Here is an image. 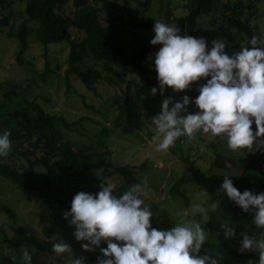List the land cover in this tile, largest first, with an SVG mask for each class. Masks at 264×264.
<instances>
[{"label": "rangeland", "instance_id": "obj_1", "mask_svg": "<svg viewBox=\"0 0 264 264\" xmlns=\"http://www.w3.org/2000/svg\"><path fill=\"white\" fill-rule=\"evenodd\" d=\"M2 1H11L14 13L12 24L17 27L24 21L26 0ZM172 1L175 3L181 0ZM165 2L166 0H153L149 11L137 16L138 21L153 25L157 20L162 21ZM224 3H228L229 11L228 13L222 11V17L225 15L228 19H223L221 15H203L198 19L197 31L199 38L203 37L208 41L209 49L213 40H224L225 51L231 55L238 51L241 45H246L255 31L257 35L264 34V0L255 2L228 0ZM117 7L120 5L117 4ZM181 13L179 10L175 12L177 16ZM152 29L137 28L131 31V41L136 44L128 46L127 50L132 52L134 47L138 48L137 45L149 49L144 64L153 73V79H156L149 58L154 57L160 46L150 44V40L154 37ZM7 31L0 33V104L6 103L10 109L16 110L28 108L33 113L36 107L43 114L63 118L69 124L78 122L75 127L62 131L63 141L69 142L74 152L85 148V155H91L94 162L103 158L116 167L133 168L138 183L147 177L146 203L163 201L160 196L168 193L178 180L183 179L184 185L180 191L182 197L174 196L170 197V200H165L164 206L160 208L152 223L161 225V230H168L177 223L195 219L186 213L192 204L204 203L209 209L210 217L204 225L205 230L210 234L205 244L207 246L201 249L204 254L212 255L219 264H258L259 257L255 253H240L241 234H237L231 240L224 238L221 225L230 223L217 212V209L211 207L220 199L213 201L210 194L211 191L221 188L224 176L228 175L209 167L211 144H215L220 153L236 159L238 166L232 173L237 175L243 172L245 169L243 167L247 165V160L253 152L244 153L243 150L232 152L227 149L226 143L218 138L208 139L200 135L191 141L182 137L167 152H156L151 144L154 133L150 131V119L155 114H159L163 100L158 101L149 94L140 95L134 78L133 80L127 78L128 82H118L116 85L100 83L95 86V90L89 91L76 76H73L70 80V88H67L64 72L67 68L69 47L66 42L44 48L35 36L30 35L28 49L21 62H18L16 60L18 44L14 38L8 37ZM86 68H94L105 74L102 64H97L89 58L80 66L81 70ZM167 92L173 103L175 98L181 100L184 95L189 96L190 100L198 95V92L192 93L191 90L173 93L168 89ZM6 93H10L11 100H6L4 97ZM125 102L129 103L136 118L128 116ZM188 111L195 112L197 109H193L190 104ZM104 128L110 131L106 146L90 150V147L96 144L95 135ZM252 128L255 131V124ZM141 165H146V168L138 170ZM98 175L104 181L113 180L118 187L125 182L110 168L100 169ZM249 178L260 188L258 184L260 178L257 174L250 170ZM58 186V181H53L54 190L41 195L35 192H23L0 177V227L7 230L9 238L13 230L24 228L36 238L38 243L50 245L52 248V243L43 235L42 229L43 227L57 229V218L62 215L69 203V199L57 193ZM67 186L75 195L84 192L83 187L73 183ZM211 211H214L215 217L211 216ZM199 219L200 217H197V220ZM73 232L74 229L61 230L59 237L71 245L75 257H83L85 264H96L100 256L99 249L91 253L83 252L81 244L85 242L75 241ZM3 241L4 236L0 231V243L5 245ZM106 246V243L101 244V247ZM30 247L32 264H69L68 259L54 258L51 250L36 253L35 248ZM16 250H12L13 256L19 255L24 264L20 246H16ZM233 251L240 256H235ZM0 264H11L6 260L5 252L1 249Z\"/></svg>", "mask_w": 264, "mask_h": 264}, {"label": "clouds", "instance_id": "obj_2", "mask_svg": "<svg viewBox=\"0 0 264 264\" xmlns=\"http://www.w3.org/2000/svg\"><path fill=\"white\" fill-rule=\"evenodd\" d=\"M152 31L150 44L160 46L149 58L159 86L151 89L152 96L158 91L163 95L168 89L181 93L206 80L197 87L195 99L184 95L175 103L171 97L163 100L159 114L150 119L155 151L167 152L180 138L191 141L200 135L218 138L232 152L264 154V34L251 36L246 45L229 55L224 40H213L209 49L205 38L181 35L175 24L157 20ZM190 104L197 111L189 112ZM10 137V131L0 132V158L11 151ZM230 176H224L217 195L222 193L243 212L253 213L252 224L259 233H241L239 251L255 253L258 264H264V192L241 193ZM117 188V183L107 179L95 194L79 192L70 210L63 214L68 226L74 228L75 241L85 242L81 244L83 252L99 249L96 264H219L210 254L198 255L210 237L204 228L210 220L204 203L192 204L186 213L195 219L161 230L151 224L154 213L145 199L147 177L122 194H116ZM160 199L171 198L164 193ZM211 207L220 208V201ZM221 227L226 240L236 237L233 226L225 223ZM49 242L54 258L85 264V259L75 257L71 245L61 237H51ZM102 243L107 246L101 247ZM21 251L24 264H32L31 247L25 245Z\"/></svg>", "mask_w": 264, "mask_h": 264}, {"label": "trees", "instance_id": "obj_3", "mask_svg": "<svg viewBox=\"0 0 264 264\" xmlns=\"http://www.w3.org/2000/svg\"><path fill=\"white\" fill-rule=\"evenodd\" d=\"M224 1L228 0H181L175 3L166 0L162 21L177 25L181 35L199 38L198 19L203 15L222 17V11L228 13L229 5ZM10 2L0 0V33L8 30V37L16 40L18 62H21L28 49V37L33 35L44 48L62 42L67 43L69 53L64 72L67 88H70V80L73 76H76L89 91L95 90V86L100 83L116 85L118 82H128V79L133 80L132 78L137 82L140 95H151V89L159 87L157 80L153 79V73L144 64L149 49L137 45L138 48L134 47L132 52L127 50L128 46L136 44L131 41V31L137 28H153V24L141 23L137 18L141 13L149 11L153 0H26L24 21L17 27L12 24L14 13ZM117 4L120 7H117ZM178 10L182 15L175 14ZM222 18L228 19L225 15ZM88 58L97 64H102L105 74L94 68L81 70V64ZM203 83H206V80L193 84L192 93L197 92V87ZM4 97L6 100H11L10 93H6ZM153 97L159 101L170 95L167 91L163 95L158 91ZM174 101L180 100L175 98ZM191 105L196 109L195 105ZM125 106L128 116L136 118L128 102H125ZM77 124L78 122L69 124L63 118L43 114L36 107L33 113L28 108L16 110L10 109L6 103L0 104V132L10 131L12 141L9 154L0 158V177L23 192H35L41 195L52 192L54 190L52 182L57 180L59 184L56 187L57 193L69 199L68 206L57 218V229L43 227L42 233L47 238L59 236L61 230L74 229L63 219V214L70 210L75 196L67 184L73 183L83 187L84 192L95 194L100 190V183L104 182L98 175V171L103 168L112 169L124 179V185L117 188V195L126 191L130 185L138 183L134 169L129 166L116 167L103 158L94 162L91 155H85V148L74 152L69 142L63 141L62 131L71 129ZM109 133V129L100 130L95 135L96 144L90 147V150L105 147ZM209 148L212 152L209 167L219 173L231 175L229 178L241 193L245 190L257 194L264 192V154L253 152L247 160V165L243 167L245 169L237 176L236 173H232L238 166L236 159L220 153L215 144H211ZM145 168L146 165H141L137 169ZM250 170L259 176L258 184L261 189L251 182ZM183 185L184 180H178L167 195L182 197L180 191ZM219 192L220 188L211 191V198L213 201L220 199V208L217 212L235 228L236 233H246L250 236L254 233L258 234L259 229L252 224L253 213L243 212L226 195L221 193L218 196ZM147 204L152 207L154 213L151 219L152 227L162 228L161 225L152 223V220L164 206L165 200ZM211 216H216L214 211H211ZM0 231L5 243V245L0 243V249L5 252L6 260L11 264H22L19 255L13 256L12 250L17 251L16 246L20 248L25 245L33 246L36 253L51 250L50 245L38 243L36 238L24 228L13 230L10 238L4 227L1 226ZM233 254L240 256L235 251ZM198 255L205 254L201 250Z\"/></svg>", "mask_w": 264, "mask_h": 264}, {"label": "built area", "instance_id": "obj_4", "mask_svg": "<svg viewBox=\"0 0 264 264\" xmlns=\"http://www.w3.org/2000/svg\"><path fill=\"white\" fill-rule=\"evenodd\" d=\"M251 2H255L256 0H250ZM253 35H257V32L255 31Z\"/></svg>", "mask_w": 264, "mask_h": 264}]
</instances>
